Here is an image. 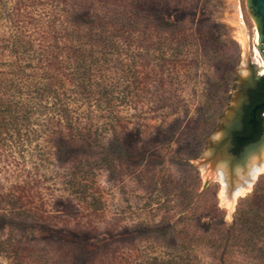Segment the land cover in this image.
Masks as SVG:
<instances>
[{
  "label": "rangeland",
  "instance_id": "rangeland-1",
  "mask_svg": "<svg viewBox=\"0 0 264 264\" xmlns=\"http://www.w3.org/2000/svg\"><path fill=\"white\" fill-rule=\"evenodd\" d=\"M38 1L53 51L76 41L75 6L124 33L98 48L93 91L110 101L74 105L99 129L96 154L66 153L53 127L23 129V148L0 138V240L25 245L0 264H264V143L240 167L225 139L264 69L252 0ZM15 6H0V36Z\"/></svg>",
  "mask_w": 264,
  "mask_h": 264
},
{
  "label": "trees",
  "instance_id": "trees-1",
  "mask_svg": "<svg viewBox=\"0 0 264 264\" xmlns=\"http://www.w3.org/2000/svg\"><path fill=\"white\" fill-rule=\"evenodd\" d=\"M8 1L0 0V6H8ZM15 2V8L8 11L9 31L0 36V138L10 136L12 149L16 146L23 148V129L30 130L28 139H39L45 132L36 134V129L53 127L52 134L58 136V143L66 153L84 149L96 154L97 148L103 147L99 129L91 115L74 108V105L79 102V97L89 105L110 101L107 89L104 90L106 94L100 97H95L93 91L99 84L95 75L103 64L99 55L102 49L98 48L109 44V34L116 39L117 33H124L123 25L116 26V15L113 16L115 19L100 15L90 19L78 13L79 8L75 6L73 33L77 34L76 41L65 46L56 45L53 51L50 46L41 45L48 37L43 35L40 18L34 15V8L40 2ZM82 25L87 26L86 31ZM53 28L51 25L50 30ZM72 82L78 97L68 94L72 90L68 89ZM24 152L21 151V156ZM122 152L132 154L129 148L122 149ZM84 166L79 169L85 170ZM23 246L21 241L0 240V253L13 252L21 257ZM85 248L92 249L95 245L87 242Z\"/></svg>",
  "mask_w": 264,
  "mask_h": 264
},
{
  "label": "flooded vegetation",
  "instance_id": "flooded-vegetation-1",
  "mask_svg": "<svg viewBox=\"0 0 264 264\" xmlns=\"http://www.w3.org/2000/svg\"><path fill=\"white\" fill-rule=\"evenodd\" d=\"M252 1L255 15L261 20L259 28L261 32L260 47L264 54V17L257 11V0ZM259 75L261 78L248 94V103L243 111L241 130L235 131L232 135V149H230V152L233 155H238L247 145L257 141L264 130V107L259 108L264 104V69Z\"/></svg>",
  "mask_w": 264,
  "mask_h": 264
},
{
  "label": "water",
  "instance_id": "water-1",
  "mask_svg": "<svg viewBox=\"0 0 264 264\" xmlns=\"http://www.w3.org/2000/svg\"><path fill=\"white\" fill-rule=\"evenodd\" d=\"M253 2V1H252ZM253 5V4H252ZM257 11L259 12V14L264 17V0H257ZM257 19H258V23H259V28H260V18L257 16ZM260 35H261V32H260ZM261 77H259L257 80H252V82L250 83V87L247 89V98H248V94L250 92V90H252L255 86H256V83L258 82V80L260 79ZM247 98L245 99L247 101ZM261 107H264V104L259 106V108ZM244 108H245V104H243L241 106V108H239V111L236 112L235 114V119L237 118V121H232L230 125H226L225 126V134H226V137L225 139H231L232 141V135L235 131H239L241 130V121H242V116H243V111H244ZM234 120V118H233ZM262 143H264V137L261 139L260 143L258 144H250L248 145L245 149H244V153L241 155V159L238 160V158L236 157L235 159H233V161H239V165L243 166L245 164V162L247 161L248 159V154H250L251 152L253 151H258L262 145ZM230 145L232 146V143L230 142ZM230 150V149H229ZM228 153H230V151H228ZM234 157V155H232ZM227 166H230V165H227ZM223 169V168H222ZM253 171L255 169H252ZM224 171H226L225 169L222 170L221 172V175L222 176H228V174H226ZM228 171V170H227ZM249 181L246 180L245 183H248Z\"/></svg>",
  "mask_w": 264,
  "mask_h": 264
},
{
  "label": "bare ground",
  "instance_id": "bare-ground-1",
  "mask_svg": "<svg viewBox=\"0 0 264 264\" xmlns=\"http://www.w3.org/2000/svg\"><path fill=\"white\" fill-rule=\"evenodd\" d=\"M242 37V36H241ZM244 37V36H243ZM247 162V161H246ZM246 162H245V164H246ZM244 164V165H245ZM243 165V166H244ZM240 167H242L241 165H240ZM223 170V169H222ZM222 172V171H221ZM225 172V171H224ZM222 201H223V203H225L226 205H231V207L230 208H232V205H233V203H231L230 204V199L228 198V196L226 195V194H224L223 196H222Z\"/></svg>",
  "mask_w": 264,
  "mask_h": 264
}]
</instances>
